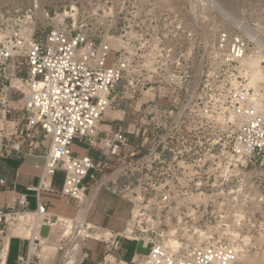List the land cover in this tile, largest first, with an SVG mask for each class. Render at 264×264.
<instances>
[{
  "label": "built area",
  "instance_id": "built-area-1",
  "mask_svg": "<svg viewBox=\"0 0 264 264\" xmlns=\"http://www.w3.org/2000/svg\"><path fill=\"white\" fill-rule=\"evenodd\" d=\"M107 3L0 0V156L43 160L25 192L0 178V192L11 195L0 208V261L17 236L28 246L15 264H38L50 248L51 264H80L85 240L100 232L105 252L93 264H237L256 247L264 264V61L256 88L242 63L252 46L264 54V37L216 35L213 65L229 87L206 99L189 89L211 73L193 68L185 44L118 28ZM122 107L123 127L100 135L103 115ZM75 140L102 158L74 154ZM57 171L59 193L76 203L72 217L49 212L40 197ZM100 186L132 202L123 232L76 220ZM123 239L147 251L126 260Z\"/></svg>",
  "mask_w": 264,
  "mask_h": 264
},
{
  "label": "rangeland",
  "instance_id": "rangeland-1",
  "mask_svg": "<svg viewBox=\"0 0 264 264\" xmlns=\"http://www.w3.org/2000/svg\"><path fill=\"white\" fill-rule=\"evenodd\" d=\"M107 7L113 14H117L118 28H126L142 33L158 34V42L178 49L185 44L191 56L193 68L203 64L205 71L211 73V78L203 85L194 80L189 89L191 95L209 97L224 94L229 85H220L223 72L213 65L214 42L217 34H262L264 37V0H106ZM102 4V2L100 3ZM107 10V9H105ZM181 34H191L184 39ZM251 47L253 54L264 60V54L259 47ZM113 60L110 53L106 59V66ZM263 65V63H261ZM250 81V80H248ZM246 81V84L248 83ZM212 104V103H211ZM79 154H82L81 151ZM56 181L61 183L62 171L56 172ZM107 192L101 190L95 202L89 220L98 223L102 204L100 201L107 198ZM44 197V194H43ZM155 217L151 220L155 222ZM162 223L163 220H161ZM148 226H152L149 221ZM165 232L166 226L163 224ZM48 228H41V235L47 234ZM191 233V232H190ZM170 238V237H169ZM168 238V239H169ZM91 241L87 242L86 249L93 248ZM124 247L131 252L133 244L124 243ZM141 251H147L138 248ZM261 250L258 247L246 254L248 264H263L260 261ZM261 262V263H260ZM82 264H89L86 259Z\"/></svg>",
  "mask_w": 264,
  "mask_h": 264
},
{
  "label": "crops",
  "instance_id": "crops-1",
  "mask_svg": "<svg viewBox=\"0 0 264 264\" xmlns=\"http://www.w3.org/2000/svg\"><path fill=\"white\" fill-rule=\"evenodd\" d=\"M123 107L116 110H108L102 117L99 125L98 132L100 135L107 134L119 127H123ZM72 151L78 156L88 154L94 158L101 159L102 155L96 150L88 149L80 140H75L72 144ZM81 151L82 154H79ZM43 160L34 157H26L21 160L13 158H3L0 156V178L6 179L9 183L14 182L17 190L25 192L27 185H36L39 181L41 174ZM56 173L51 178V189L45 190L40 193L42 200L48 203V211L66 217H72L76 212V203L71 200H67L64 196L59 193L61 183L58 185V181L55 179ZM90 184V183H89ZM101 190L107 192V198L100 201L102 209L100 211V219L98 223H94L89 220L90 212L98 200V195ZM44 194V197H43ZM90 207L86 212L87 222L97 229L109 231L112 233L123 232L130 221L132 214V202L118 194L112 192L106 187L100 186L99 188L91 191ZM9 193L0 192V208H3L6 202L10 199ZM30 208L35 207V199L31 193L27 196ZM107 235V233H106ZM91 241L93 248L86 249L87 242ZM123 247V256L126 260H130L135 251H141L138 248L144 249L145 244L132 240L123 239L121 241ZM124 243L133 244L134 248L131 252L124 247ZM1 246V243H0ZM28 241L21 239L17 236H11L8 243V254L0 264H15L16 257L19 254H25L27 251ZM105 242L103 239L96 237H89L84 242L83 248V259L82 264L88 259L89 264H93L95 260L100 258L105 252ZM144 252V251H143ZM57 253L54 248H50L48 252L40 257L38 264H51ZM34 260V256H32Z\"/></svg>",
  "mask_w": 264,
  "mask_h": 264
},
{
  "label": "bare ground",
  "instance_id": "bare-ground-1",
  "mask_svg": "<svg viewBox=\"0 0 264 264\" xmlns=\"http://www.w3.org/2000/svg\"><path fill=\"white\" fill-rule=\"evenodd\" d=\"M264 60L262 58H259L257 55H251L246 56L242 63L246 66L248 72H249V85L256 88L259 86H263V68H262V62ZM90 202V201H89ZM87 212V206L80 208V211L76 214V220L83 223L85 216ZM69 223L70 221L67 220ZM88 224V222H87ZM93 237L99 238L101 236L100 232H94L91 234ZM105 236H107L105 234ZM82 245V241L79 243L78 250L80 251V247ZM167 245L172 247L173 249L177 248V244L173 238H169L167 240ZM246 255L240 256V260L237 262V264H248V261L245 257Z\"/></svg>",
  "mask_w": 264,
  "mask_h": 264
}]
</instances>
